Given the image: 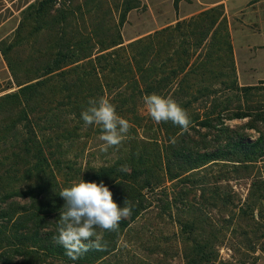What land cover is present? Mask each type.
Returning a JSON list of instances; mask_svg holds the SVG:
<instances>
[{
	"label": "trees",
	"instance_id": "obj_1",
	"mask_svg": "<svg viewBox=\"0 0 264 264\" xmlns=\"http://www.w3.org/2000/svg\"><path fill=\"white\" fill-rule=\"evenodd\" d=\"M135 3L122 0L118 23L109 18L104 26L106 15L100 14L104 10L112 13L108 0H36L20 13L10 38L0 40V53L16 88L0 96V145L8 147V154L2 158V164L8 167L0 174V194L9 191L11 182L26 185L17 189L18 197L26 204L17 203L0 213V264H102L116 251L117 241L130 222L152 208L155 193L166 190L161 188L163 185L192 183L210 166L232 164L238 170L264 161V102L256 107L245 104L257 89L237 84L221 7L201 12L183 24H187L189 36L197 40L198 46L206 39L210 41L208 48L220 43L225 46L230 72L217 78L223 89L197 93L188 88L181 93L186 102L180 105L191 119L189 131L169 121L156 128L157 134L164 137L161 145L154 130L139 136L144 116L135 104L137 97L152 93L173 96V89L183 81L195 80L206 63H199V57L192 62L194 54L186 51L180 54L175 34L167 29L123 46L120 26ZM180 26L177 23L172 30ZM101 97L112 104L118 100L116 112L129 121L130 135L124 144L114 147L116 157L110 162L80 169L74 179L79 181L81 176L88 182L103 181L117 204L123 207L127 199L132 211L128 220H121L118 231L100 229L102 243L106 244L103 251L90 250L71 260L54 239L65 203L59 196L68 178L63 172L72 174L67 169L72 162L66 150L77 144L76 152L81 154L86 149L82 140L102 134L99 126H86L81 119L89 99ZM219 97L225 100L216 104ZM198 100H205L204 105L210 109L202 113L192 110L193 102ZM223 114L227 120L248 118L253 123L250 128L261 133L248 142L239 131L224 125ZM61 116L69 121H61ZM122 165H127L130 172L119 171ZM206 176L194 182L203 180L204 186ZM46 217L56 221L49 233L42 231ZM187 227L185 224L184 230ZM188 240L192 246L187 264H215L205 244Z\"/></svg>",
	"mask_w": 264,
	"mask_h": 264
},
{
	"label": "rangeland",
	"instance_id": "obj_2",
	"mask_svg": "<svg viewBox=\"0 0 264 264\" xmlns=\"http://www.w3.org/2000/svg\"><path fill=\"white\" fill-rule=\"evenodd\" d=\"M34 1L36 0H24L21 4L25 6ZM135 1V8L125 15L123 24L120 26L123 46L162 29H167L168 33L175 34L176 48L180 54L186 51L191 55L194 54L192 62L196 61V57H199V63H206L205 69L199 68V74L195 76V80L183 81L173 89L175 91L173 96L171 94L169 96L179 104H183L186 99L181 96V93L188 88H191V91H197V93L204 89L214 92L222 90L223 87L219 84L220 79L217 78L228 75L230 72L229 66H227L230 59L225 46L220 43L216 47L208 48L207 43L210 42L208 39L203 42V45L198 46L197 40L189 36L190 29L187 24H183L200 13L186 14L184 10L192 8L189 6L178 8L180 0ZM108 5L112 13L108 14L104 10L100 14L101 16L103 13L106 15V19L103 21L104 26L105 23L108 24L109 18H112L116 24L118 23L122 0H108ZM19 19L20 13L8 22L2 32L14 30ZM177 23H180L181 26L174 32L172 29ZM12 33L13 31L9 32L6 37L10 38ZM227 33L230 43L228 23ZM206 55H209L207 60ZM215 59H219L218 63L214 62ZM209 61L214 63L209 65ZM234 68L239 87H255L257 89L250 93L245 104L250 107L260 106L257 103L264 102L262 82L248 85V80L239 79L235 62ZM117 93L115 97H117ZM224 100L219 97L216 104H220ZM117 101L116 99L113 104L116 107L118 106ZM207 101L211 102L212 97ZM205 102V100L193 102L192 110L202 113V111L210 109L209 105H204ZM135 104L140 115L144 116L141 122L143 128L138 130L139 136L147 131L149 134L151 130H154L160 137H155V139H159L160 142L162 139L163 142V135L156 132L158 124L151 119L143 99L137 97ZM60 119L69 121V118L64 116H61ZM222 119L224 125L239 131L240 135L248 142L256 140L261 133L250 128L253 123L248 118L227 120L226 114H223ZM2 120L0 118V122ZM259 128V131H262L261 124H259ZM202 132L204 133V131ZM215 133L211 134L215 135ZM128 135L130 134L128 133ZM99 137L100 135H94L89 139L82 140L81 144L85 143L86 149L81 154L76 152L77 144L66 150L67 156L72 162V166L67 169L72 174H68L67 171L63 172L65 178L68 177L65 187L66 184L71 185L73 181H77L74 177H77L75 175L80 169L97 166L104 161L110 162L116 157V148L108 150L107 153L100 151L103 142ZM162 142L158 145H161ZM7 148L0 145V174L8 167L2 164L3 156L8 154ZM205 175H207V183L204 186L203 180L194 182ZM80 177L78 178L80 179ZM194 180L192 183H182L181 181L177 185H175L176 183L163 185L161 188L166 190L160 191L161 193L158 192V194L155 193L151 200L153 201L152 208L135 221L130 222L117 241L116 251L102 264H187L186 259L190 255L192 246L187 239L192 238L207 246L206 250L213 256L212 260L215 261V264H264V161L258 162L255 166L240 167L238 170L232 164L210 166ZM11 184L13 185L8 189L9 191H4V196L0 194V213L7 212L10 206L17 203L26 204V200L17 195V189L24 188L26 185H21L22 183L19 184V182H11ZM175 193L177 195L172 200ZM165 194L169 196V200H166ZM155 199L161 200V203L156 202ZM46 219L48 220L44 222L43 233L52 232L56 225L54 219L50 217H46ZM185 224L188 226L185 228L187 230H184ZM97 232L99 234L100 229H97Z\"/></svg>",
	"mask_w": 264,
	"mask_h": 264
},
{
	"label": "clouds",
	"instance_id": "obj_3",
	"mask_svg": "<svg viewBox=\"0 0 264 264\" xmlns=\"http://www.w3.org/2000/svg\"><path fill=\"white\" fill-rule=\"evenodd\" d=\"M143 103L151 119L157 124L171 122L184 132L189 131L191 119L184 109L171 96L156 93L143 96ZM88 107L82 111L81 119L86 126L96 125L101 129L99 139L103 142L100 151L107 153L110 148L118 147L127 137L131 125L116 112L115 106L101 97L89 99ZM121 172L128 173L127 165H122ZM59 196L65 201L60 209L57 222L56 243L65 249V255L71 260L79 259L90 250L103 251V237L97 229L105 232H116L121 220L131 215V204L125 199L120 207L113 199V193L103 181L88 182L80 178L70 186L64 187ZM94 238V239H93ZM83 241H89L84 243Z\"/></svg>",
	"mask_w": 264,
	"mask_h": 264
},
{
	"label": "crops",
	"instance_id": "obj_4",
	"mask_svg": "<svg viewBox=\"0 0 264 264\" xmlns=\"http://www.w3.org/2000/svg\"><path fill=\"white\" fill-rule=\"evenodd\" d=\"M23 1L0 0V40L13 31L3 33L2 29L28 6H22ZM186 6L192 8L184 10L188 15L221 7L239 79L248 80V85L264 82V0H180L178 8ZM13 90L15 85L0 53V96Z\"/></svg>",
	"mask_w": 264,
	"mask_h": 264
}]
</instances>
